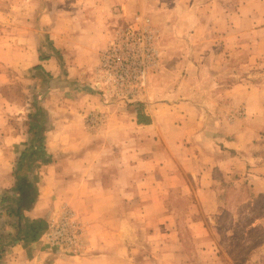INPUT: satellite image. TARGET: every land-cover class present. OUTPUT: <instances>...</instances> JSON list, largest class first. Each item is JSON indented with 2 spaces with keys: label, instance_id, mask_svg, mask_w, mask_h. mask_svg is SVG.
I'll return each mask as SVG.
<instances>
[{
  "label": "rangeland",
  "instance_id": "1",
  "mask_svg": "<svg viewBox=\"0 0 264 264\" xmlns=\"http://www.w3.org/2000/svg\"><path fill=\"white\" fill-rule=\"evenodd\" d=\"M128 27L156 54L136 81L115 67L142 53L124 47ZM263 51L264 0H0L2 254L38 113L51 164L18 175L60 264H264ZM41 58L51 77L32 72ZM148 99L154 124L131 129Z\"/></svg>",
  "mask_w": 264,
  "mask_h": 264
},
{
  "label": "trees",
  "instance_id": "2",
  "mask_svg": "<svg viewBox=\"0 0 264 264\" xmlns=\"http://www.w3.org/2000/svg\"><path fill=\"white\" fill-rule=\"evenodd\" d=\"M39 61H44V58L39 59ZM32 72L37 73L36 77H51L47 74L41 66H35L32 69ZM37 103L35 104L36 108ZM140 115V114H138ZM36 116H40V114L29 115L30 119V128L29 133L31 134L29 151L20 154V158L17 164V172L15 173V186L13 188V192L15 193V198L13 201L12 207H8V204L5 206L7 212L11 215V217H15L16 231L13 239L9 240L8 246H12L15 242L22 243H33L36 242L41 235L46 230V222L43 219H29L25 216V212H28L33 204L36 201L37 188L34 184L27 179L26 176H19L18 172H20L24 165L38 160L41 165H49L51 164V156L46 154V150L44 149V136H43V126L37 120ZM145 124L139 116L137 117V124ZM6 199L3 197L1 203H6ZM8 215V217H10ZM2 240V239H1ZM5 246L3 241L0 242V261L2 259V248Z\"/></svg>",
  "mask_w": 264,
  "mask_h": 264
},
{
  "label": "crops",
  "instance_id": "3",
  "mask_svg": "<svg viewBox=\"0 0 264 264\" xmlns=\"http://www.w3.org/2000/svg\"><path fill=\"white\" fill-rule=\"evenodd\" d=\"M253 33L256 35H259L260 31L255 30ZM258 44V43H257ZM258 51L255 49L254 52V61H256L258 57ZM264 55V51H263ZM252 59V58H251ZM250 59V61H251ZM38 65L43 68L44 71L49 72L48 70L45 69V64L49 63L47 62H41L39 59L37 60ZM37 65V66H38ZM70 80L71 78L68 77ZM227 91V90H226ZM173 92V93H172ZM171 94L167 92H163L162 94L164 97L166 96H172L171 99H176L178 92L177 91H172ZM229 92V91H227ZM91 94V93H90ZM93 94V93H92ZM88 95L86 92L84 94L83 91H81V96L83 97V100L90 102L89 105L91 104L94 106V104H97L98 106V101H100L98 96L94 95ZM151 95V93H150ZM141 103L145 105L144 111H141L140 108L138 109H129V112L127 111L126 116L132 121V126L131 129L135 130V128H150L154 124V116L156 115L157 112H155V109H158L157 106L149 105L150 99L144 101V100H139ZM84 106V105H83ZM73 113V116H67V135H70V128L73 125V121L75 120V112L71 111ZM140 114V115H138ZM262 116H264V112L261 113ZM140 117L143 121H145V124H137V117ZM83 117V114H82ZM128 163H130V160H128ZM99 178H96L98 180ZM101 180V179H100ZM41 197L39 196L35 203L33 204L32 208L28 211L25 212V216L28 217L29 219H45V216H42L40 213H42L45 209L42 210L41 206ZM47 223V222H46ZM48 225V226H47ZM10 231V230H9ZM49 232H50V226L49 224H46V230L44 233L41 235V237L33 243H22V242H15L12 246H9L8 248L5 249V252L2 254V259L0 261V264H60V257L56 256L54 251L50 250L48 248V237H49Z\"/></svg>",
  "mask_w": 264,
  "mask_h": 264
},
{
  "label": "built area",
  "instance_id": "4",
  "mask_svg": "<svg viewBox=\"0 0 264 264\" xmlns=\"http://www.w3.org/2000/svg\"><path fill=\"white\" fill-rule=\"evenodd\" d=\"M136 23L140 27H143L145 24H147V20H142L141 18H136ZM149 35H150V33L148 30L138 32V31H134L131 27H128L127 29L124 30V33L122 36V39L124 41V47L127 46L129 48H131V47L135 48L136 47L135 45H137V48L139 49V47H140L139 44L141 42L143 43V48L140 50L142 52V53H140V56H139V53L134 54L130 51V52L126 53L123 56V58H119L117 60L116 66L114 65L115 67H118L120 69H122V68L129 69L130 67L133 66L134 68L132 70V73L129 72L127 74L128 79H129V77H131L133 81H136V78H138V72H137V77H136V75L133 74L134 70L135 69H139V70L146 69V68H148V66L153 64L152 62L154 61L156 54H155L154 49L151 47V40L152 39ZM137 52H139V50ZM139 58H140V60H139ZM106 67L108 69L113 68L109 65ZM115 72L117 74V78H120V76L118 75L119 71H115ZM121 80H124V79L121 78Z\"/></svg>",
  "mask_w": 264,
  "mask_h": 264
}]
</instances>
